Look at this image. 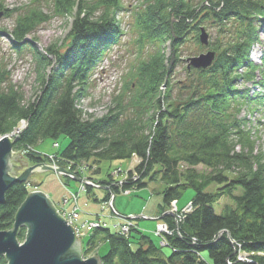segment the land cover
I'll list each match as a JSON object with an SVG mask.
<instances>
[{
	"label": "trees",
	"instance_id": "1",
	"mask_svg": "<svg viewBox=\"0 0 264 264\" xmlns=\"http://www.w3.org/2000/svg\"><path fill=\"white\" fill-rule=\"evenodd\" d=\"M52 1L56 12L74 17L70 44L65 53L56 48L45 54L36 50L40 88L33 101H26L22 87L3 88L7 74L0 73V138L26 121L27 127L15 137L14 151L24 152L36 164L47 161L34 152L40 144L57 143L65 136L69 144L58 153L59 165L67 168L73 163L74 172L89 162L137 157L140 163L129 171L123 190L161 183L162 215L173 200L179 201L182 191H195L192 211L180 222L171 215L160 217L173 233L167 236L169 247H161L158 238L139 229L125 238L111 228H98L83 242L84 256H99L101 264H264V153L256 150L254 133L239 117L245 107L262 105L264 95L238 87L239 82H253L264 90V78L259 82L257 75L262 67L250 60L257 26L264 28V0H216L201 6H192L189 0H146L138 12L140 43L154 47L153 52L137 66L135 88L131 84L127 96L125 90L115 96L101 117L84 116L78 105L92 70L122 36L117 19L120 0H101L95 6L84 0ZM40 2L32 0L30 6L16 10L0 4L6 15L22 13L9 32L19 52L30 34L50 19ZM203 19L217 24L228 42L212 44L217 59L206 70H193L196 81L175 94L170 78L164 90L171 56L163 44L174 39L172 21L177 52L190 33L198 41V28L192 25ZM112 182L101 183L110 187L104 201L119 194ZM31 191L26 184L7 191L5 204L0 205L1 231L13 229ZM223 198L231 203L219 214L216 206ZM26 233L25 228L20 230V243ZM103 244L109 251L101 256L98 249ZM239 251L249 255V262L239 260ZM0 264H8L4 256Z\"/></svg>",
	"mask_w": 264,
	"mask_h": 264
},
{
	"label": "rangeland",
	"instance_id": "2",
	"mask_svg": "<svg viewBox=\"0 0 264 264\" xmlns=\"http://www.w3.org/2000/svg\"><path fill=\"white\" fill-rule=\"evenodd\" d=\"M32 0H0L6 9L16 10L30 4ZM101 0H84L87 6H95ZM216 0H189L192 6L207 5ZM205 2V3H204ZM38 3V2H36ZM122 9L117 14V19L120 23L123 37L119 43L115 44L109 51L106 57L93 70L88 80L86 95L79 102V109L83 111V115L101 117L111 104L112 99L118 96L125 90V96L129 94L128 86L137 83V78L133 79L137 66L148 59L150 53L153 52L154 47L145 46L140 43L141 29L139 25L138 12H141L146 7V0H120ZM40 7L46 14H49L50 19L46 23L41 24L36 28L27 38L25 47L19 52L12 44L9 32H11L16 24L17 17L22 13H13L6 15L1 12L0 17V73H6L4 87L10 85L22 87L25 99L27 102L33 101L36 94L39 92V68L35 59L36 50L46 53L48 48H56L61 53H65L70 44L68 34L71 30V25L74 20L73 16H67L55 11L54 1L43 0L40 2ZM30 6V5H29ZM99 14V13H98ZM257 26V25H256ZM202 27H205L211 41V46L203 47L199 40L195 38V33H190L187 36V41L177 49L176 52V66L171 76L172 82L175 85L176 92L182 91V86H188L196 81V72L187 70V60L192 57L205 54L209 49L212 50V44L222 43L226 44L228 38L219 32V26L212 20H202ZM257 44L252 48L250 58L252 62L258 66L264 67V29L257 26ZM166 54L171 56L172 47L171 40L163 44ZM56 65L53 59V66ZM51 70V69H50ZM49 70V72H50ZM264 70V69H263ZM260 74V73H259ZM264 74V71H263ZM179 85V87L177 86ZM257 85L245 82H239L238 87L254 91ZM258 92V89H256ZM256 109L252 107H245L241 115V119H245L246 128L251 129L256 140V150L264 153V103ZM25 125L20 126V132L25 129ZM55 141L47 140L40 144L36 151L44 155H52L61 153L69 144L67 137H61L58 140L60 148L54 147ZM17 153V152H15ZM22 161L28 162V157L22 154ZM33 166V165H32ZM100 172L90 175L87 170L81 174V178H94L99 183H110L111 181H120L125 177V173L132 167V160H113L102 161L97 165ZM199 169H202L199 167ZM121 171V174L114 173ZM38 184V190L44 192L55 205L63 207L64 199L70 193L80 192L81 183L70 180L66 177H60L56 172H43L33 176ZM164 187L161 183L149 184L147 188L140 191H133L131 194H116L115 206L118 216L113 214V218H109L110 211L105 205V197L107 196V189L92 188L90 191H82L79 195V206L84 216L79 220L80 223L86 221H98L99 217L108 225L121 224L125 219L131 216H143L144 218L136 221L138 226L146 230L152 237L155 236V229L158 224L156 218L162 214L164 207ZM195 196V191L192 188L185 189L179 198L178 208L181 210L189 205ZM231 202L225 198L221 199L216 206V212L221 213V209ZM73 202L66 205L67 210H72ZM60 209V208H59ZM170 212L169 208L164 213H168L173 217H177L180 210ZM135 223V220L132 221ZM113 229V228H112ZM114 230V229H113ZM115 232V231H114ZM173 233H171L172 235ZM85 235L88 233L85 232ZM163 241L161 247H169L167 237H162ZM87 238L84 237L83 242L86 244ZM238 247L241 248L240 245ZM109 251V245L103 244L98 253L103 256ZM169 252L168 249H165ZM249 255L243 251H239V260L247 259Z\"/></svg>",
	"mask_w": 264,
	"mask_h": 264
},
{
	"label": "water",
	"instance_id": "3",
	"mask_svg": "<svg viewBox=\"0 0 264 264\" xmlns=\"http://www.w3.org/2000/svg\"><path fill=\"white\" fill-rule=\"evenodd\" d=\"M200 41L202 45L209 46V35L204 28L201 29ZM215 58L213 51L190 58L188 69H208ZM174 65L173 51L164 89ZM15 143L16 140L8 135L0 138V205L5 204L6 193L15 184L38 187L39 182L33 179L38 173L56 172L59 176L83 182L60 166L44 162L30 166L28 162H23L22 155L14 152ZM23 228L27 233L21 245L18 236ZM0 256H4L8 264H101L98 256L83 259V243L75 230L61 217L53 201L39 190L29 193L22 203L13 229L0 230Z\"/></svg>",
	"mask_w": 264,
	"mask_h": 264
},
{
	"label": "built area",
	"instance_id": "4",
	"mask_svg": "<svg viewBox=\"0 0 264 264\" xmlns=\"http://www.w3.org/2000/svg\"><path fill=\"white\" fill-rule=\"evenodd\" d=\"M22 125H27L26 121H22ZM58 146V145H56ZM50 160L52 162H55V157L54 156H50ZM137 161V160H136ZM135 161V162H136ZM88 169V166H81L79 167L80 171H86ZM137 179V178H135ZM87 186H95V183L92 180H87L86 182ZM122 185V183L120 184V186ZM86 188L85 185H82V190H84ZM129 191H126L125 194H129ZM71 197L70 199H65L64 200V206L59 209V212L61 214V216L67 220L68 224L73 226L75 228L76 234L79 238H83L85 237V232L86 233H90L92 231H94L95 229L99 228L102 226V224L100 222H84V223H80V216H81V210L79 208L78 205V194H74L71 193L70 194ZM69 201L73 202V207L72 210H66L65 205L68 204ZM114 196L111 197V199L109 200L107 206L108 208L111 210V212L115 211L114 210ZM177 201H173L172 203V208L171 211H177ZM192 211V206H188L182 213L183 214H179L178 218L179 220H182L183 215L186 213H189ZM134 227V223L132 221H126L123 225L117 226V231L120 235L128 237L130 234L131 229ZM170 235L171 231L168 227V225L166 224H158L157 226V235L160 237H164V235ZM163 239V238H162ZM163 241V240H162Z\"/></svg>",
	"mask_w": 264,
	"mask_h": 264
}]
</instances>
